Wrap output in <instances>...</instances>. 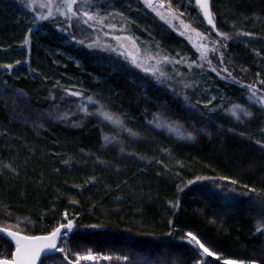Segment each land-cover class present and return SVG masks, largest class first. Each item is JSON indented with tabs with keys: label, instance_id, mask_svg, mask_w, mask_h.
<instances>
[{
	"label": "trees",
	"instance_id": "1",
	"mask_svg": "<svg viewBox=\"0 0 264 264\" xmlns=\"http://www.w3.org/2000/svg\"><path fill=\"white\" fill-rule=\"evenodd\" d=\"M148 4L93 0V9L122 16L144 45L196 58ZM208 5L242 75L186 69L193 83L181 101L118 55L38 20L25 0H0V226L45 234L66 213L70 251L125 258L108 264H264V0ZM90 94L124 110L121 123L80 101ZM232 104L250 115H228ZM186 233L216 256L202 258ZM4 245L13 244L0 236Z\"/></svg>",
	"mask_w": 264,
	"mask_h": 264
},
{
	"label": "rangeland",
	"instance_id": "2",
	"mask_svg": "<svg viewBox=\"0 0 264 264\" xmlns=\"http://www.w3.org/2000/svg\"><path fill=\"white\" fill-rule=\"evenodd\" d=\"M28 8L34 12L37 19L41 15L47 16L49 9H51L53 15L48 18L59 24V28L63 31L72 34L73 39L78 42H82L89 48H95L103 50L105 52L111 53L115 56H119L124 61L129 62L131 66L136 68L138 71L145 73L146 75L161 81L167 86L170 91H177L180 93L181 101H184L187 91L191 88L192 82V69L189 72L186 69L193 68L194 66L201 67L204 64H210L216 71L222 76H238L241 77V73L234 69L230 63V59H233L232 55L225 52L224 47L220 39L224 37L219 34H223L217 31L212 24L208 23L209 18L213 20L212 14L209 9L207 0V10L210 16H205V9L201 6L202 0L198 3V0H177L179 7L173 4L170 0H157L161 2L162 6L151 4V11L155 16L167 25L172 27L176 34L185 37L189 43L198 51L196 58L189 59L187 57L176 58L169 56V54L164 53V51L159 47H153L142 44L136 35H133L130 31V27L126 23L125 19L114 13H100L93 9V0L88 5H83L82 0H77V4L74 5V9H80L81 12L87 11L89 15L95 17L94 20L89 21L88 24L82 23L86 16H81L78 21L73 18L71 21L66 19L64 16L57 12V7L60 11H64L63 0H25ZM145 3L148 0H143ZM181 2H184V6ZM187 3L189 5H187ZM41 5H47V7H41ZM191 6L195 7V11H192ZM184 7L187 8L184 10ZM183 8V9H181ZM209 27V28H208ZM213 31V32H212ZM227 55V59L222 55ZM223 57V59H222ZM230 58V59H229ZM246 71L245 67H242ZM232 70L235 71L232 72ZM259 79L254 80L258 82ZM67 91L73 93L74 95H81L82 92L80 88L75 85H70L66 87ZM177 96L178 94L175 93ZM91 98V99H89ZM264 99L263 97H261ZM80 101H86L88 105H93L94 109L97 111L98 116L105 121L113 125H119L121 123V118L118 115L119 112H124L119 108L110 104V102L105 101L102 97L96 98L91 94L85 98H81ZM264 103V100H263ZM238 105L232 104L226 108V113L234 118L248 117L245 113H248L245 107H236ZM114 109V110H113ZM235 112V114H233ZM103 113H107L113 117V120L105 119ZM119 121L120 123H117ZM218 183H225V180L216 179ZM222 183V184H223ZM72 222V230L74 229V224L71 219H68L67 214L63 213L58 221V225L63 222ZM70 232L63 234L62 239L55 251V254L64 261V264H89L82 254L84 252H92V250H80L71 252L67 245V240ZM186 233L183 239L188 243L196 247L202 258L207 254L204 253L203 249L196 244L195 241L191 240V237ZM13 245L11 249L7 246H0V257L10 258L11 252L13 250ZM8 248V249H7ZM108 253V252H106ZM101 254L100 257H103ZM91 256V255H89ZM97 256V255H96ZM216 256V255H214ZM98 257V256H97ZM96 257V258H97ZM112 259H125L123 256L111 255ZM47 260L44 264L52 263L58 264L53 259H44L42 263ZM230 260V259H225ZM223 260V261H225ZM79 261V262H78ZM233 261V260H230ZM236 264H241L242 262L235 261Z\"/></svg>",
	"mask_w": 264,
	"mask_h": 264
},
{
	"label": "snow or ice",
	"instance_id": "3",
	"mask_svg": "<svg viewBox=\"0 0 264 264\" xmlns=\"http://www.w3.org/2000/svg\"><path fill=\"white\" fill-rule=\"evenodd\" d=\"M201 0H198V3H200ZM91 3V0H82L83 5H88ZM77 4V0H63V8L64 11H60V8L57 7V12L64 16L66 19L71 21L73 18H76L78 21L80 20L81 16H86L87 19H84L82 23L88 24L89 21H92L95 19L94 16L89 15L87 11L81 12L80 9H74V5ZM149 7H152V5L149 3ZM205 9V16H210V13L207 10V0H202V5ZM41 7H47V5H41ZM53 13L51 9H49L47 16L41 15L39 17L40 20H45L50 17H52ZM209 24H212L213 27H215L213 20L209 18L208 20ZM222 35L225 39H227L226 34H219ZM247 35V34H245ZM27 43V41H25ZM91 99V98H89ZM239 107V106H236ZM235 114V112H233ZM246 115H250L249 113H245ZM105 119L107 120H113V117L107 113H103ZM117 123H120L119 121H116ZM188 139H191L192 137L189 135L187 137ZM107 139V138H106ZM231 183L235 184L236 181L233 180ZM66 229L68 232L72 231V222L69 221L67 224H61L58 228H56L49 236H42V237H27L22 236L18 237V233L10 232L6 229H0V232H6L7 236L14 239L16 243V251L13 254V258L11 260L9 259H0V264H37V261L40 259L41 254L45 253L48 250L55 249L56 248V239L61 236V230ZM66 235V233H65ZM191 237V240L195 241L196 244L199 245L201 249H203L204 253H206L208 256H214L215 253L212 252L209 248L205 247L203 243L200 242L199 239H197L196 236L192 235L191 233L188 234ZM45 241L43 244H35V245H25L24 248H22L21 241ZM82 258H91V257H82ZM224 264H236L235 261L225 260Z\"/></svg>",
	"mask_w": 264,
	"mask_h": 264
},
{
	"label": "water",
	"instance_id": "4",
	"mask_svg": "<svg viewBox=\"0 0 264 264\" xmlns=\"http://www.w3.org/2000/svg\"><path fill=\"white\" fill-rule=\"evenodd\" d=\"M148 3H150V4L155 3L156 5H159V6L162 5L161 3H159V2H157V1H155V0H148ZM62 224H67V223H66V222H63ZM60 225H61V224L57 225V226H56L52 231H50L49 233H45V234H36V235H26V234H23V233L18 232V231H16V230H13V229H10V228H7V227H3V226H0V229H6V230H8V231H10V232L18 233V237H17V238L22 237V236H27V237H42V236H49V235H50V234H51L56 228H58ZM66 232H68L66 229H62V230H61V236L58 237V238L56 239V248L58 247V245H59V243H60V241H61V239H62L63 234L66 233ZM70 232H71V231H70ZM0 236L5 237V238H6L7 240H9V241L13 244V246H14L10 258H0V259H9V260H11V259L13 258V254H14L15 251H16V243H15V240L12 239V238H10V237H8L7 234H6V232H0ZM43 243H45V241H31V242H29V241H23V240H22L20 246H21L22 248H24L25 245H29V246H31V245H35V244H43ZM56 248H55V249L48 250V251H46L45 253H42L40 259L37 261V264H39V262H40V260H41L42 257H45V256H48V255H52V254H54Z\"/></svg>",
	"mask_w": 264,
	"mask_h": 264
},
{
	"label": "built area",
	"instance_id": "5",
	"mask_svg": "<svg viewBox=\"0 0 264 264\" xmlns=\"http://www.w3.org/2000/svg\"><path fill=\"white\" fill-rule=\"evenodd\" d=\"M170 1L179 7V5H178L179 3L177 2V0H170ZM181 3L184 6V2H181ZM187 5H189V4L187 3ZM181 9H183V8H181ZM186 9L187 8L184 7V10H186ZM190 9H192V11H195L194 6H191ZM101 254H105V255H102L103 257H100ZM82 255L84 257H91V258H84L89 264H108L109 260L111 259L110 253L101 252V251L84 252ZM89 255H91V256H89ZM45 262H47V260H45L43 263L41 261L39 264H44ZM47 264H52V263H47ZM70 264H74V263H70Z\"/></svg>",
	"mask_w": 264,
	"mask_h": 264
}]
</instances>
